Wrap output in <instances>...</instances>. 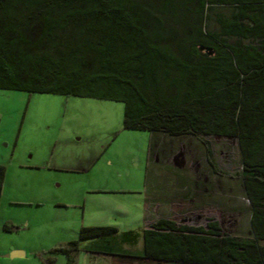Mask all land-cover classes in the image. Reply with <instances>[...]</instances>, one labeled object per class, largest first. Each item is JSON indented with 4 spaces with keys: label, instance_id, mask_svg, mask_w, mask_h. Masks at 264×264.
<instances>
[{
    "label": "trees",
    "instance_id": "1",
    "mask_svg": "<svg viewBox=\"0 0 264 264\" xmlns=\"http://www.w3.org/2000/svg\"><path fill=\"white\" fill-rule=\"evenodd\" d=\"M0 89L121 101L125 129L195 137L214 171L205 136L236 138L250 234L160 217L133 255L264 264V0H0ZM114 235L133 231L93 225L78 236L87 252L127 254L107 244ZM77 250V240L54 249L65 264Z\"/></svg>",
    "mask_w": 264,
    "mask_h": 264
},
{
    "label": "rangeland",
    "instance_id": "2",
    "mask_svg": "<svg viewBox=\"0 0 264 264\" xmlns=\"http://www.w3.org/2000/svg\"><path fill=\"white\" fill-rule=\"evenodd\" d=\"M217 12H227L217 7ZM213 13L206 30H215ZM123 102L0 89V264H65L57 247L78 241L74 264H191L139 258L157 218L250 234L234 137L167 136L123 127ZM133 231L107 242L127 254L87 252L84 226ZM120 243H119V242ZM14 250L22 256L6 257ZM9 249V251H5Z\"/></svg>",
    "mask_w": 264,
    "mask_h": 264
},
{
    "label": "water",
    "instance_id": "3",
    "mask_svg": "<svg viewBox=\"0 0 264 264\" xmlns=\"http://www.w3.org/2000/svg\"><path fill=\"white\" fill-rule=\"evenodd\" d=\"M19 254H18V251H12V252H10L9 254H7L5 256L13 258V257L19 256Z\"/></svg>",
    "mask_w": 264,
    "mask_h": 264
},
{
    "label": "crops",
    "instance_id": "4",
    "mask_svg": "<svg viewBox=\"0 0 264 264\" xmlns=\"http://www.w3.org/2000/svg\"><path fill=\"white\" fill-rule=\"evenodd\" d=\"M13 249V248H12ZM5 251H9V249H7V250H5ZM12 251H18V254H19V256H22V255H24L25 254V252H23V251H20V250H12Z\"/></svg>",
    "mask_w": 264,
    "mask_h": 264
},
{
    "label": "flooded vegetation",
    "instance_id": "5",
    "mask_svg": "<svg viewBox=\"0 0 264 264\" xmlns=\"http://www.w3.org/2000/svg\"><path fill=\"white\" fill-rule=\"evenodd\" d=\"M1 166H3V165H1ZM4 167V166H3ZM4 173H5V171H4ZM2 187V186H1ZM0 192H1V190H0ZM83 247H85V244L83 245ZM91 253H96V252H91Z\"/></svg>",
    "mask_w": 264,
    "mask_h": 264
}]
</instances>
